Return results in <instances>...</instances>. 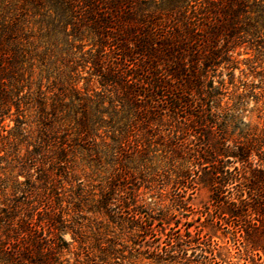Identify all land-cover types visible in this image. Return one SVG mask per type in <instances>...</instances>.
<instances>
[{
  "label": "trees",
  "instance_id": "1",
  "mask_svg": "<svg viewBox=\"0 0 264 264\" xmlns=\"http://www.w3.org/2000/svg\"><path fill=\"white\" fill-rule=\"evenodd\" d=\"M241 50L264 51V0H0V264H70L66 234L73 264L94 261L106 242L63 181L109 158L107 185H138L125 155L162 127L175 185H207L217 220L264 253V74L235 84ZM129 189L88 212L142 222L115 198Z\"/></svg>",
  "mask_w": 264,
  "mask_h": 264
},
{
  "label": "rangeland",
  "instance_id": "2",
  "mask_svg": "<svg viewBox=\"0 0 264 264\" xmlns=\"http://www.w3.org/2000/svg\"><path fill=\"white\" fill-rule=\"evenodd\" d=\"M240 53V70L248 75L244 78L237 71L235 84L239 85L240 79L247 83L257 82L258 78L251 75L248 68L255 66L256 71L264 74V51L263 55H258L257 51L246 54L241 50ZM80 86L85 88L86 81H82ZM254 106L251 100L249 109ZM247 115L256 120V111ZM6 123L14 126L10 120ZM164 130L166 127L148 139L147 151L134 155L127 152L125 155V169L135 175L138 185H121L120 182L107 185L111 181L109 177L114 163L109 158L101 166L79 158L73 174L76 182L70 183L71 179L63 181L65 195L71 196V201L83 211L74 212L73 208L71 215L78 213L83 216H79L77 221L87 226L90 234L99 231L102 242H106L103 252L96 248L94 240L91 241V246H94L91 259L94 261H89V264H264L263 252H250L242 243L241 234L217 220L207 185L200 181L193 186L175 185L176 173L171 165V154L165 152ZM129 187V192L138 189L137 197L128 194L121 199L115 198L125 202L126 207L136 203L143 213L142 222L113 219L104 211L88 212V208L96 211L94 200L100 198L102 191H124ZM180 203L184 208H179ZM65 239L72 244L65 257L73 264L75 253L79 252L78 243H73L71 234H66ZM85 258L83 255L82 259Z\"/></svg>",
  "mask_w": 264,
  "mask_h": 264
}]
</instances>
